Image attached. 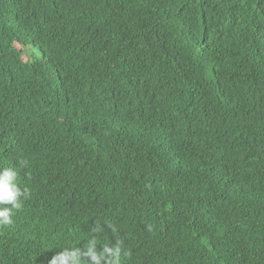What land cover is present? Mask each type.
<instances>
[{"label": "trees", "instance_id": "trees-1", "mask_svg": "<svg viewBox=\"0 0 264 264\" xmlns=\"http://www.w3.org/2000/svg\"><path fill=\"white\" fill-rule=\"evenodd\" d=\"M0 166V264H264V0H0Z\"/></svg>", "mask_w": 264, "mask_h": 264}, {"label": "clouds", "instance_id": "clouds-1", "mask_svg": "<svg viewBox=\"0 0 264 264\" xmlns=\"http://www.w3.org/2000/svg\"><path fill=\"white\" fill-rule=\"evenodd\" d=\"M27 160H20L19 166L26 167ZM17 167L0 166V227L14 223L15 211L22 206V200L28 196L27 189H22L18 183ZM113 233L115 226H110ZM105 227L97 222L91 234L84 240L83 246L59 247L47 264H125L131 257V251L126 248L124 241L116 239L106 243L102 239Z\"/></svg>", "mask_w": 264, "mask_h": 264}, {"label": "rangeland", "instance_id": "rangeland-1", "mask_svg": "<svg viewBox=\"0 0 264 264\" xmlns=\"http://www.w3.org/2000/svg\"><path fill=\"white\" fill-rule=\"evenodd\" d=\"M35 51H36V53H37V54H39V55H40V52H39L38 50H35Z\"/></svg>", "mask_w": 264, "mask_h": 264}]
</instances>
